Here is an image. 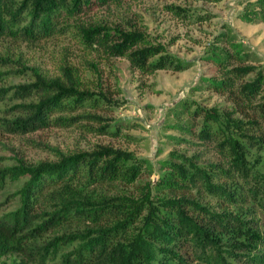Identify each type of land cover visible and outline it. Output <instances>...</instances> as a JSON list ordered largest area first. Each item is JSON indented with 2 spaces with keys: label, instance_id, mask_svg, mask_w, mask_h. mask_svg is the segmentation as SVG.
<instances>
[{
  "label": "rangeland",
  "instance_id": "1",
  "mask_svg": "<svg viewBox=\"0 0 264 264\" xmlns=\"http://www.w3.org/2000/svg\"><path fill=\"white\" fill-rule=\"evenodd\" d=\"M58 26L36 39L0 37V165L104 151L117 157L120 168L108 178L74 179L66 195L79 210L33 243L80 233L57 243L54 262L92 238H99L108 261L137 233L145 238L155 218L173 217L180 198L199 224L202 219L211 226L202 206L253 218L264 235L256 200L224 201L198 174L206 170L211 183L237 187L228 169L235 161L264 182V0H106L59 15ZM143 48L152 53V67L163 65L148 70L133 62L130 51ZM253 80L246 95L243 86ZM52 81L84 91V97L63 99L47 126L19 123L47 92L42 82ZM25 179H7L0 202ZM19 205L16 194L1 207ZM83 259L81 264H102L84 250Z\"/></svg>",
  "mask_w": 264,
  "mask_h": 264
},
{
  "label": "trees",
  "instance_id": "2",
  "mask_svg": "<svg viewBox=\"0 0 264 264\" xmlns=\"http://www.w3.org/2000/svg\"><path fill=\"white\" fill-rule=\"evenodd\" d=\"M105 1L0 0V37L9 35L36 39L48 36L58 30L59 15L76 14L85 6L92 7ZM125 43L126 39L115 45L121 47ZM151 54L147 48L129 53L132 61L142 68L149 70L162 66V62L153 67L151 62H147ZM4 60L0 57V62ZM254 82L244 84L243 92L246 95L252 92ZM42 85L47 88V92H44L39 102L29 104L27 110L30 115L18 118L19 123L23 122L28 127L47 126L50 123L48 114L64 106L63 99L75 95V101L80 102L84 97V91L70 89L61 82H42ZM237 97L234 94L235 101L243 103ZM54 120L61 121L62 117ZM116 159V156L104 155V151H92L74 153L62 156L57 161H42L35 165H27L23 161L0 165V188L7 179L26 176L23 185L0 202V264H45L46 260L54 262L57 243H66L82 234H61L45 245L33 241L45 231L66 221L72 215L73 208L79 210L76 199L66 195L72 190L70 185L74 179L108 178L117 174L120 166ZM228 169L236 177L234 184L237 187L211 183L206 170L198 174L208 189L224 201L236 204L244 198L256 200L264 212V182L253 180V175L245 171L246 167L235 161ZM239 176L243 183L238 181ZM16 194L19 195V207L3 211L1 206ZM181 201L184 198L175 201L176 214L173 217L155 218L157 221H152V229L146 230L148 234L145 238L137 233L128 246L121 245L120 256L110 254V260L106 261L107 254L99 238L96 242H93V238L89 239L80 247L84 252L98 257L102 264H264V235L256 226L255 219L248 220L226 211H209L199 206V212L207 217L211 226L202 219L199 224L186 214V207ZM46 202H54L50 210L42 208ZM225 244H229V247L224 248ZM49 245L53 249L49 250ZM83 250L79 248L63 253L60 261L50 264H81L84 260Z\"/></svg>",
  "mask_w": 264,
  "mask_h": 264
}]
</instances>
